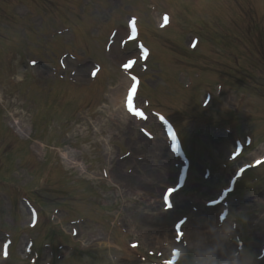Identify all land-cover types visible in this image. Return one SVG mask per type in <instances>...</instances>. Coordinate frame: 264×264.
Here are the masks:
<instances>
[{"label":"rangeland","instance_id":"obj_1","mask_svg":"<svg viewBox=\"0 0 264 264\" xmlns=\"http://www.w3.org/2000/svg\"><path fill=\"white\" fill-rule=\"evenodd\" d=\"M132 20L151 50L146 71L121 68L140 54L125 42ZM94 62L103 68L90 79ZM56 68L67 82L53 81ZM129 73L142 77L135 110L148 99L166 113L190 154L170 209L162 195L182 162L155 111L128 113ZM236 140L244 149L232 158ZM263 151L264 0H0V264H172L173 247L176 264H264V164L216 202ZM205 212L215 216L198 229Z\"/></svg>","mask_w":264,"mask_h":264},{"label":"bare ground","instance_id":"obj_2","mask_svg":"<svg viewBox=\"0 0 264 264\" xmlns=\"http://www.w3.org/2000/svg\"><path fill=\"white\" fill-rule=\"evenodd\" d=\"M13 124H14V128L17 129L18 131H22L25 129L24 126L21 124L20 120H18V119H14ZM151 149L152 148H149L148 150H151ZM63 156H65V158H68V154L66 152L63 153ZM263 157H264V155L262 157H257L256 160L251 161L249 163V165H253L256 161L262 160ZM67 161L69 162V159H67ZM166 170H168V171L165 175L163 174V177L169 180V179H171L173 173H172V170L170 169V167L168 165H166ZM167 214H169V213H166L165 215H167ZM214 216H215L214 212H211V213L205 212L204 214H199L198 216H196L195 217V223L198 225V229H203V227L205 226V225H201V223L199 221L206 223V221H209V219L212 220L214 218ZM161 221H165V220L163 218H161ZM260 236H261V234H260ZM260 236H259V234L255 235L257 242H258V238Z\"/></svg>","mask_w":264,"mask_h":264},{"label":"snow or ice","instance_id":"obj_3","mask_svg":"<svg viewBox=\"0 0 264 264\" xmlns=\"http://www.w3.org/2000/svg\"><path fill=\"white\" fill-rule=\"evenodd\" d=\"M143 54L146 55L147 54V50L143 49ZM134 63V61H128L126 64L123 65V67L125 69H128L132 64ZM93 75H95V72L92 73ZM132 80L134 81V83L132 84L130 90H129V94H128V107L130 111H133L134 114L136 115H140L143 116L142 112L136 111L135 109H133L132 106V100H133V94L136 92V88H137V78L135 76L132 77ZM175 191L174 188H168L166 194H164V201L167 207H171V202H170V197L172 195V193ZM180 226L178 225L177 227V231L178 233H180V235H182V232H180ZM135 246V245H134ZM6 247V246H5Z\"/></svg>","mask_w":264,"mask_h":264}]
</instances>
